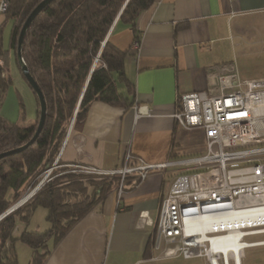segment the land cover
<instances>
[{
	"label": "crops",
	"instance_id": "obj_1",
	"mask_svg": "<svg viewBox=\"0 0 264 264\" xmlns=\"http://www.w3.org/2000/svg\"><path fill=\"white\" fill-rule=\"evenodd\" d=\"M254 17L264 23V0H155L135 19V33L128 24L117 25L113 32L111 28L107 39L126 52L123 74L131 92L120 80L115 86L127 103L92 102L83 122L67 132L57 155L59 163L117 171L124 167L127 152L148 165L195 155L200 148L186 142L183 133L203 135V131H186L176 124L178 99L206 91L215 67L233 64L227 60L229 54L243 47L239 29L255 25L250 22ZM10 28L11 22L0 15L4 49ZM135 41L138 49L132 47ZM178 171L151 170L138 183L135 174L127 177L123 193L118 197L116 188L109 192L56 245H49L42 264H185L192 260L181 255L161 257L150 245L160 201ZM141 214L147 223L140 221ZM22 230L17 225L15 235Z\"/></svg>",
	"mask_w": 264,
	"mask_h": 264
},
{
	"label": "trees",
	"instance_id": "obj_2",
	"mask_svg": "<svg viewBox=\"0 0 264 264\" xmlns=\"http://www.w3.org/2000/svg\"><path fill=\"white\" fill-rule=\"evenodd\" d=\"M41 1L8 0L2 14L11 22L7 49L3 48L0 31V59L4 67L8 53H13L16 59L20 28ZM154 1L53 0L31 21L24 35L21 56L43 94L46 117L31 145L0 159V215L36 186L43 172L57 158L69 124L70 130L78 128L92 102L127 103L115 86L120 80L131 92V85L123 74L126 52L112 45L107 35L119 24H128L135 33V19ZM9 84L7 71L0 68V107ZM31 91L37 105L31 126L21 127L0 115V153L25 144L35 131L39 103ZM66 170L54 171L53 174L61 175L44 184L24 205L0 219V264H18L16 242L31 249L30 264H42L49 254V245H56L120 181L116 175L95 178L82 173H63ZM37 207L46 210L49 228L43 232L22 230L15 235L17 224L27 223ZM150 245L152 248V241Z\"/></svg>",
	"mask_w": 264,
	"mask_h": 264
},
{
	"label": "built area",
	"instance_id": "obj_3",
	"mask_svg": "<svg viewBox=\"0 0 264 264\" xmlns=\"http://www.w3.org/2000/svg\"><path fill=\"white\" fill-rule=\"evenodd\" d=\"M7 6L8 0L0 1V15ZM132 47L138 49V42ZM210 78L206 91L181 95L174 114L183 130L203 131V153L148 165L127 152L124 167L117 171L78 167L87 174L119 175L118 197L124 179L133 174L138 183L151 170L178 168L160 201L153 225V251L161 257L201 258L205 264H237L231 249L236 246L242 264L250 245L264 243L245 241L264 234L257 233L264 231V216L252 221L241 216L246 211H264V79L239 80L233 64L215 67ZM57 161L23 201L44 185ZM139 218L147 223L143 214ZM235 231L240 233L237 240L230 237Z\"/></svg>",
	"mask_w": 264,
	"mask_h": 264
},
{
	"label": "rangeland",
	"instance_id": "obj_4",
	"mask_svg": "<svg viewBox=\"0 0 264 264\" xmlns=\"http://www.w3.org/2000/svg\"><path fill=\"white\" fill-rule=\"evenodd\" d=\"M254 18L255 19L250 22L255 21V25L248 23L245 27L239 29V33L241 34V37L243 39L242 51L230 53L229 58L227 59L233 63L236 76L239 80L264 79V23L261 24L260 22L263 21L262 18ZM122 25L123 24H119L118 28L126 27V25ZM3 69L4 71L7 70L9 72L10 84L4 93V98L0 107V113L1 115L6 116L4 118L16 122L21 127H26L30 124L29 122L31 120V116L34 118L33 122L36 118L37 105L35 97L27 82L21 75L20 69L17 65L13 53H8L6 58V67H4L3 63ZM70 126L71 123L68 126V130H70ZM183 134L185 136L186 142L192 143L200 148V151H198L197 154L204 152V145L202 144L204 142V137L203 135H201L200 131H196V134L194 135H187L186 133ZM60 169H67L66 171H63V173H71L74 175L82 173L85 175L94 176L95 178L102 177L100 175L87 174L83 172L82 169L78 167V165L65 166L58 164L52 171H50V174L48 175V178L46 179V182L44 184L51 181L56 176L61 175L53 174L54 171H59ZM46 170L43 172L39 181L43 180V178L45 177ZM116 176L119 177V175ZM124 180L126 181L127 178H125ZM31 190L27 191V193L21 199L29 194ZM45 216L46 210L42 207H38L32 213L27 223L19 222L17 225L20 229H25L28 232H43L49 227L48 222L45 220ZM254 240L264 241V234H259L257 236L248 237L245 239V241ZM15 252L17 255L18 264L29 263L32 257V251L26 244L17 242L15 244ZM203 263L204 261L201 258H192V260L185 262V264ZM242 264H264V245L247 248L244 251Z\"/></svg>",
	"mask_w": 264,
	"mask_h": 264
},
{
	"label": "water",
	"instance_id": "obj_5",
	"mask_svg": "<svg viewBox=\"0 0 264 264\" xmlns=\"http://www.w3.org/2000/svg\"><path fill=\"white\" fill-rule=\"evenodd\" d=\"M51 1H53V0H42L28 14V16L26 17V19L24 20V22H23V24H22V26L20 28V31H19V34H18V37H17V45H16V59H17V63H18L19 69H20L22 75L24 76L26 82L28 83V85L31 87V89L35 93V95L37 97V100H38V103H39V116H38V120H37V125H36L35 131H34L32 137L29 139V141H27L25 144L21 145L20 147H17L15 149H11V150H8V151L0 153V159L5 157V156H8V155L19 153V152L23 151L25 148H27L29 145H31L35 141L37 136L39 135V133H40L42 127H43L44 121H45V117H46L45 100H44L42 92L40 91V89L37 86V84L34 81V79L29 74L28 68H27L25 62L22 59L21 46H22V43H23V39H24V35L26 33V30L28 29L31 21ZM33 194H32V196H33ZM26 201L27 200L23 201V199H20L16 204L11 206L2 215H0V219L3 218L4 216H6L7 214L11 213L12 211H14L15 209H17L21 205H23Z\"/></svg>",
	"mask_w": 264,
	"mask_h": 264
},
{
	"label": "bare ground",
	"instance_id": "obj_6",
	"mask_svg": "<svg viewBox=\"0 0 264 264\" xmlns=\"http://www.w3.org/2000/svg\"><path fill=\"white\" fill-rule=\"evenodd\" d=\"M241 216H243V218L246 217V218H248L249 220L252 221V219H253L254 217H256V216H264V211H246V212H244V214L241 215ZM257 233H264V231H263V232H257ZM230 237H231L232 239H234V240H237V239H239V237H240V233L237 232V231H235V232H233V233L231 234ZM258 245H264V243H262V244H253V245H250L249 247L251 248V247H254V246H258ZM231 249L234 250V253H235V255H236L237 264H240V261H239V258H238V255H239L238 248L235 246V248H231ZM216 264H217V263H216Z\"/></svg>",
	"mask_w": 264,
	"mask_h": 264
}]
</instances>
